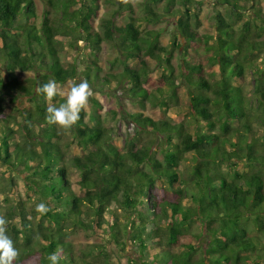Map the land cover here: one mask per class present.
Segmentation results:
<instances>
[{
  "label": "trees",
  "instance_id": "trees-1",
  "mask_svg": "<svg viewBox=\"0 0 264 264\" xmlns=\"http://www.w3.org/2000/svg\"><path fill=\"white\" fill-rule=\"evenodd\" d=\"M45 1L56 17L46 12L38 26L34 0H0V164L24 166L28 188L50 208L35 220L23 202L8 206V235L20 264H49L57 249L60 264H121L103 248L97 263L90 262L95 247L77 250L67 241L69 223L109 233L122 250L130 241L139 253L136 264H264V66L255 64L264 53V0H143L142 17L119 0ZM206 2L217 9L211 31L201 30L193 8ZM103 4L117 6L110 18L101 17ZM247 9L255 16L242 21ZM164 21L175 26L172 46L182 50L178 71L173 51L160 42L163 30H142ZM74 34L86 54L82 62L64 63L58 37ZM104 43L117 48L112 65L119 72L101 76ZM150 61L163 68L160 74L153 76ZM17 71L37 75L28 85ZM249 71L251 96L245 93ZM80 75L94 89H120L143 111L158 108L160 118L122 113L119 132L107 124L118 114L104 118L93 98L92 112H82L68 131L82 154L68 159L66 132L47 123V102L36 89L49 79L63 85ZM20 99L26 106L16 104ZM11 104L18 115L5 113ZM181 105L193 130L186 118L173 121L172 110ZM158 139L165 144L162 160L154 149ZM68 164L80 171L79 193ZM7 181L13 188L14 179Z\"/></svg>",
  "mask_w": 264,
  "mask_h": 264
},
{
  "label": "rangeland",
  "instance_id": "rangeland-1",
  "mask_svg": "<svg viewBox=\"0 0 264 264\" xmlns=\"http://www.w3.org/2000/svg\"><path fill=\"white\" fill-rule=\"evenodd\" d=\"M35 3V9L37 14V24L38 26H41V23L45 17L46 12H50V20H54L56 17L55 12L52 10V8L48 5L47 1L45 0H34ZM133 10L136 17H142L144 15L143 12V0H134ZM165 3L163 2L160 7H163ZM241 5H246L247 7L250 6V3L242 2ZM261 7L264 10V2L261 3ZM117 8V6H112L108 4H103L101 9V17L103 19L110 18V15H112L113 11ZM193 8L196 10H199L200 13V20L202 22L201 30L211 31L212 30V24L214 23L213 17L215 13L217 12V9L213 7L209 2L203 3V5H194ZM219 12L222 14H225L227 16L228 11L225 7H219ZM245 13V16L242 21H246L248 19L253 18L255 15L251 9H247L243 11ZM116 23L121 25L123 20H120L118 17L115 19ZM100 22H98L99 24ZM70 24V23H69ZM242 23H238L236 26V30H240ZM143 31L148 30H163V34L160 37V42L163 46L169 47L171 51H173V60L172 63L175 67V69L178 71L180 69V56L182 54V50H177L175 47H173V39L176 36V29L172 22H166L160 23V24H145ZM61 41V44L59 46V50L62 53V59L64 63L66 62H82L84 59V56L86 53L85 48V42L82 41L79 37H76V34L74 35H67L64 37H58ZM0 46H1V40H0ZM119 56V52L117 48L111 46L109 43H104L102 45V52L99 54V64L102 69L101 76L106 75L108 72L111 73H117L119 72V68L117 65L113 66L112 63L114 62L115 58ZM152 68H155V71L153 73V76L160 74L162 71V67L158 65L156 61H150ZM257 66L263 67L264 66V53L261 55V58L258 62H255ZM80 70L82 68L79 67ZM83 73V72H81ZM18 78L21 82L28 83V85H31L32 81H34L36 77V72L34 71H17ZM216 79H219V75H215ZM247 82L245 84V93L247 96H251V92L254 89L255 81L253 79V74L249 71L247 74ZM80 80H85L82 75L78 77L75 80H70L66 84L61 85L62 88L67 89L71 83L75 82L78 83ZM235 84H239L237 80H234ZM91 86V85H90ZM92 88V86H91ZM93 89V95L90 98L89 106L87 109V114H90L92 112V102L91 100L94 98L100 104L102 105L103 111L102 116L104 118L111 117L109 114L110 111L116 112L117 120H109L107 124H111L117 127V130L119 131V128L123 126V124L120 122V117L122 113H137V112H144L146 115H150L155 118H160L161 112L158 110V108H147V110H142L138 106H135L132 101L125 98L126 96L122 95L121 90H113L110 88H97ZM183 98L188 99V89L187 87L182 88L181 90ZM183 103V100H182ZM18 106H26V102H24L23 99H20L16 102ZM15 104V105H16ZM14 104H11L10 107L5 111L6 114L13 112L15 115H18L17 112H14L12 110V107ZM257 105L255 104V107ZM181 108H174L172 111V117L174 122L180 121L181 118H186L188 121H192L191 127L187 125V128L189 127L190 130L194 129L195 122L191 119L189 115L188 109L185 105H181ZM108 115V116H107ZM189 115V116H188ZM187 116V117H186ZM201 124H205L203 120L200 121ZM120 132V131H119ZM118 132V133H119ZM214 133H219V129H215L213 131ZM150 137H146L147 140ZM63 145L70 143L71 145H67L66 151L68 152L67 158H71L72 155H81L82 151L80 147L76 144H72V136L70 132H66L64 139L62 140ZM164 143L161 141V139H158L156 141V144L154 145V149L156 150V157L159 159H163V149H164ZM68 174H69V180L73 186V189L79 193V182L81 181L82 177L80 174V171H78L76 168H74L72 165L68 164ZM26 176L27 174L24 172V166H19L16 169L8 168L0 164V186L2 188H6L5 191H0V212L2 215H5L8 212V206L10 204H15L17 202H23L26 206V211L28 213V218L33 219L36 217L35 220H40L41 216L37 214L35 211L36 205L41 202V198L35 194L33 191H31L28 188V185L26 184ZM12 177L14 179L15 185L13 188L9 189L8 181L9 178ZM157 184L159 182L157 181ZM116 205H113V208H115ZM118 217L122 218L124 214L121 212V210H118ZM109 218V215H108ZM15 223H17L21 227L20 219L16 218L14 220ZM195 231H201V228L197 227L193 228ZM66 231L69 233V236L67 237V241L71 242L73 245L76 246V249L79 250L80 246L82 245H91L95 247V254L93 253V256L88 257V260L92 263H97L98 259H95V256H98L102 252L103 249H108L109 252H111V259H113L114 262H119L121 264H136L135 261H140L139 253L137 250V246H134L130 241L128 243L127 248H124L122 250L119 248L116 244H114L109 237V233H94L93 231L84 230L81 227H78L76 225L70 224L67 225ZM154 252V251H153ZM139 264H142L141 262H138Z\"/></svg>",
  "mask_w": 264,
  "mask_h": 264
},
{
  "label": "clouds",
  "instance_id": "clouds-1",
  "mask_svg": "<svg viewBox=\"0 0 264 264\" xmlns=\"http://www.w3.org/2000/svg\"><path fill=\"white\" fill-rule=\"evenodd\" d=\"M119 2L134 4V0H119ZM36 91L47 102V123L65 132L70 131L80 121L81 113L87 111L93 95V89L87 80L73 82L67 89H64L55 79H49L38 86ZM58 97L62 98V102L57 104L54 101ZM35 211L43 216L47 215L50 208L45 201H41L36 205ZM9 224V219L0 214V264H20V251L8 235ZM61 258L60 249L47 256L49 264H60Z\"/></svg>",
  "mask_w": 264,
  "mask_h": 264
}]
</instances>
